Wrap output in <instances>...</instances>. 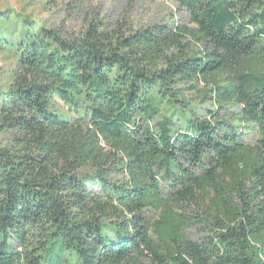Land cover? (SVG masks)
Listing matches in <instances>:
<instances>
[{
  "label": "trees",
  "instance_id": "obj_1",
  "mask_svg": "<svg viewBox=\"0 0 264 264\" xmlns=\"http://www.w3.org/2000/svg\"><path fill=\"white\" fill-rule=\"evenodd\" d=\"M178 1L194 29L0 13V264H264V0ZM164 188L203 240L155 246Z\"/></svg>",
  "mask_w": 264,
  "mask_h": 264
},
{
  "label": "rangeland",
  "instance_id": "obj_2",
  "mask_svg": "<svg viewBox=\"0 0 264 264\" xmlns=\"http://www.w3.org/2000/svg\"><path fill=\"white\" fill-rule=\"evenodd\" d=\"M0 13L17 16V21L29 19L32 25L60 30L75 36L85 31L90 23H99L106 29L124 25L134 29L167 26L171 29H194L191 18L178 0H0ZM37 28V27H36ZM0 54V83L6 82L11 64ZM202 87V86H200ZM187 99L196 102L201 94L191 92ZM238 109V108H237ZM56 110L67 115V108L57 103ZM250 144L255 146L252 137ZM264 161L263 157L259 158ZM171 195L164 188L163 201L150 205L146 214L148 234L159 249L170 250L180 241L203 240L206 235L193 226L196 217H203L202 197L198 203L174 207ZM126 264H153L150 258L132 255Z\"/></svg>",
  "mask_w": 264,
  "mask_h": 264
}]
</instances>
